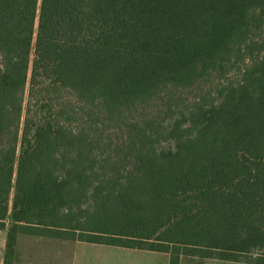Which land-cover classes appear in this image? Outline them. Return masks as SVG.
Instances as JSON below:
<instances>
[{
	"label": "trees",
	"instance_id": "trees-1",
	"mask_svg": "<svg viewBox=\"0 0 264 264\" xmlns=\"http://www.w3.org/2000/svg\"><path fill=\"white\" fill-rule=\"evenodd\" d=\"M263 27L264 0H0L4 264L18 234L169 264L264 250ZM240 63L171 127L131 115ZM106 123L125 129L112 149ZM161 135L173 150L154 148Z\"/></svg>",
	"mask_w": 264,
	"mask_h": 264
},
{
	"label": "crops",
	"instance_id": "crops-1",
	"mask_svg": "<svg viewBox=\"0 0 264 264\" xmlns=\"http://www.w3.org/2000/svg\"><path fill=\"white\" fill-rule=\"evenodd\" d=\"M6 235L0 242V264H4ZM12 264H169L166 253L57 240L18 234ZM179 264H230L213 258L181 256Z\"/></svg>",
	"mask_w": 264,
	"mask_h": 264
},
{
	"label": "rangeland",
	"instance_id": "rangeland-1",
	"mask_svg": "<svg viewBox=\"0 0 264 264\" xmlns=\"http://www.w3.org/2000/svg\"><path fill=\"white\" fill-rule=\"evenodd\" d=\"M258 36L254 39H257L259 42H264V27L258 33ZM33 58V54L31 55V59ZM243 63L237 64L235 69L222 78H215L211 79L207 83H203L200 87H195L192 89H178V90H170L168 92V96L155 99L154 101L149 102L147 105L144 106V109L139 112H132V117L138 118L145 117L151 118L153 121L158 125L159 128H168L172 125L183 121L184 118L187 117L189 111L194 108L199 102L204 104H209L212 101L218 98V91H220L223 87H226L229 83L236 82L239 78L238 71L239 68L243 67ZM28 94V91H27ZM26 94V95H27ZM61 99H67L71 101V104H75L76 107L77 103H74V99L71 98L68 94L65 93L61 94ZM47 110V109H45ZM80 111V109H78ZM129 119L131 117H128ZM78 120V119H77ZM79 121H73L77 125ZM184 127H187V124H183ZM99 131H101V140L105 146L110 145V149L113 146L117 145V142H120L122 139V132L125 131L124 128L121 130L118 126H113L111 124H102L99 127ZM119 144V143H118ZM104 146V147H105ZM154 148L158 151H169L174 149V142L171 140H167L163 138L161 135L160 138L154 144ZM109 152V150H106ZM9 221H6V228L5 230L0 231V242L2 235H6L7 230L9 229ZM259 255H264V250L256 251L251 256H241L237 262H229L230 264H253L256 261Z\"/></svg>",
	"mask_w": 264,
	"mask_h": 264
}]
</instances>
